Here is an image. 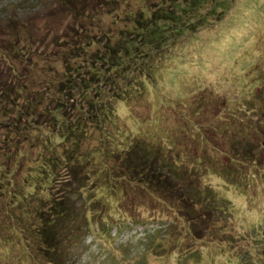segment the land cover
<instances>
[{
    "label": "rangeland",
    "instance_id": "rangeland-1",
    "mask_svg": "<svg viewBox=\"0 0 264 264\" xmlns=\"http://www.w3.org/2000/svg\"><path fill=\"white\" fill-rule=\"evenodd\" d=\"M214 5L209 0L201 14ZM223 7L222 18L214 11L205 15L216 20L212 25L178 36L157 64L148 93L117 107L119 125L150 142L164 141L168 157L186 173L180 183L191 179L202 197L183 206L174 198L142 199L134 208L99 196L109 202L98 211L81 205L77 236L55 254H61L56 264H264V0H225ZM128 9L122 2L119 11ZM116 14L100 13L107 30L125 23ZM85 17L86 29L95 30ZM75 22L65 0H0V86H17L20 98L44 94L34 124L46 126L52 117L45 106L67 100L53 81L64 70L61 49L72 42ZM67 109L63 116L70 117ZM11 123L3 119L8 126L0 130V161H8L14 148L9 137L20 140L16 159L22 165L14 182L30 177L27 199L36 188L34 199L45 201L50 189L39 178L35 185L29 174L40 158L33 141L38 130L24 139L11 132ZM17 186L0 192V264H32L24 262L26 238L18 221L32 215L18 207Z\"/></svg>",
    "mask_w": 264,
    "mask_h": 264
},
{
    "label": "trees",
    "instance_id": "trees-1",
    "mask_svg": "<svg viewBox=\"0 0 264 264\" xmlns=\"http://www.w3.org/2000/svg\"><path fill=\"white\" fill-rule=\"evenodd\" d=\"M224 1L215 0L214 8L208 7L201 14L209 0H65L77 22L72 25V42L61 49L64 70L59 80L53 81V88L58 95L65 92L67 100L58 98L54 106H45L52 119L43 126L33 120L39 114L38 101L44 94L20 98L17 86H0V130L8 126L2 124L7 117L15 127L11 132L24 139L31 135L30 129L38 130L33 141L40 148V158L29 166V174L35 185L39 178L40 185L50 189L45 201L34 199L36 188L34 198L27 199L31 191L24 186L31 178L14 182L22 165L16 159L20 140L9 137L14 148L8 149V161H0V192L18 185L16 190L25 203L21 199L15 201L21 212L32 215L18 219L26 238L24 262L56 264L61 254H55L77 236L74 226L81 205L98 211L109 202H101L99 196H113L134 208L142 199L174 198L183 206L186 201L195 202L202 197V191L194 187L191 179L180 183L186 173L168 157L162 147L164 141L150 142L131 128L119 125L117 107L122 101L148 93L149 84L158 75L157 64L179 40L178 36L215 23L205 17L208 12L219 13L222 18ZM122 2H128L129 7L124 13L119 11ZM132 3L137 9H131ZM100 8L104 11L100 12ZM105 12L118 13L121 19L125 17V23L116 31L107 30L100 17ZM85 16L92 19L95 30L86 29ZM187 19L191 20L189 25ZM157 51L158 59L154 57ZM81 57L85 62L79 60ZM67 108L72 110L70 117L63 116ZM29 159L33 158L27 155L26 160ZM119 208L131 215L124 206Z\"/></svg>",
    "mask_w": 264,
    "mask_h": 264
},
{
    "label": "water",
    "instance_id": "water-1",
    "mask_svg": "<svg viewBox=\"0 0 264 264\" xmlns=\"http://www.w3.org/2000/svg\"><path fill=\"white\" fill-rule=\"evenodd\" d=\"M262 146L264 147V141H262ZM262 233L264 234V228L262 229Z\"/></svg>",
    "mask_w": 264,
    "mask_h": 264
}]
</instances>
